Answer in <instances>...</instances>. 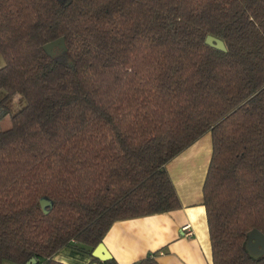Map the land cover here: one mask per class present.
<instances>
[{
	"label": "trees",
	"instance_id": "obj_1",
	"mask_svg": "<svg viewBox=\"0 0 264 264\" xmlns=\"http://www.w3.org/2000/svg\"><path fill=\"white\" fill-rule=\"evenodd\" d=\"M0 57V264L92 256L114 222L180 208L166 164L207 132L212 264H264L245 249L264 234V0H0Z\"/></svg>",
	"mask_w": 264,
	"mask_h": 264
},
{
	"label": "crops",
	"instance_id": "obj_2",
	"mask_svg": "<svg viewBox=\"0 0 264 264\" xmlns=\"http://www.w3.org/2000/svg\"><path fill=\"white\" fill-rule=\"evenodd\" d=\"M6 117L0 120V130L10 127V124L8 127L4 125ZM204 139L209 142V155L199 154L203 144L200 142ZM192 152L199 155H191ZM210 156L211 135L207 132L189 149L167 162L166 169L179 197L180 208L118 220L111 225L102 242L117 264H131L153 251H158L156 258L159 264H212L202 197ZM186 225L190 234L184 228ZM53 258L66 264H90L92 256L63 247Z\"/></svg>",
	"mask_w": 264,
	"mask_h": 264
},
{
	"label": "water",
	"instance_id": "obj_3",
	"mask_svg": "<svg viewBox=\"0 0 264 264\" xmlns=\"http://www.w3.org/2000/svg\"><path fill=\"white\" fill-rule=\"evenodd\" d=\"M205 43L215 49L226 51L225 43L222 39L215 37L213 35H207L205 38ZM54 47L59 48L60 50H66L64 37H60L54 41H51L43 45L44 51L49 56H54L55 52ZM51 204L50 200L42 198L40 199V207L43 212L47 213L46 207ZM245 249L248 252L249 256L252 258H259L264 255V234L256 228L251 229L247 233V240L245 243ZM92 257L97 258L100 261H104L111 258V254L101 241L92 251ZM35 263V259L31 258L26 264ZM98 264V263H91Z\"/></svg>",
	"mask_w": 264,
	"mask_h": 264
},
{
	"label": "rangeland",
	"instance_id": "obj_4",
	"mask_svg": "<svg viewBox=\"0 0 264 264\" xmlns=\"http://www.w3.org/2000/svg\"><path fill=\"white\" fill-rule=\"evenodd\" d=\"M58 55V54H57ZM56 56V55H55ZM4 64V62H3V59L0 57V66H2ZM23 104H24V102H23V100H21V98L18 96V95H15L13 98H12V100H11V102H10V107H11V110L12 111H16V110H18L19 108H21L22 106H23ZM4 125L5 126H9V124H10V120H9V116L8 117H6V119L4 120ZM206 139V138H205ZM203 140V142H200V143H203L202 144V146H201V151H200V155H209V142H207L206 140ZM205 141H206V143H205ZM195 143V142H194ZM193 143V144H194ZM192 144V145H193ZM191 147V145L189 146V147H187L185 150H183L182 152H180L179 154H177V155H181L184 151H186L187 149H189ZM193 154H191V155H199L198 153H194V152H192ZM189 155V154H188ZM2 264H10V262H8V261H3L2 262Z\"/></svg>",
	"mask_w": 264,
	"mask_h": 264
},
{
	"label": "flooded vegetation",
	"instance_id": "obj_5",
	"mask_svg": "<svg viewBox=\"0 0 264 264\" xmlns=\"http://www.w3.org/2000/svg\"><path fill=\"white\" fill-rule=\"evenodd\" d=\"M53 50H54V52H55V55H57V54H58V51H59L60 49L57 48V47H54ZM55 55H54V56H55Z\"/></svg>",
	"mask_w": 264,
	"mask_h": 264
},
{
	"label": "built area",
	"instance_id": "obj_6",
	"mask_svg": "<svg viewBox=\"0 0 264 264\" xmlns=\"http://www.w3.org/2000/svg\"><path fill=\"white\" fill-rule=\"evenodd\" d=\"M184 228H185V230H187V234H190L189 226L186 225Z\"/></svg>",
	"mask_w": 264,
	"mask_h": 264
}]
</instances>
